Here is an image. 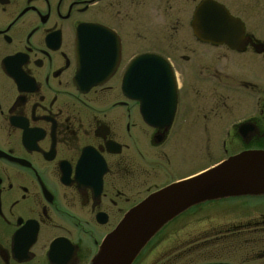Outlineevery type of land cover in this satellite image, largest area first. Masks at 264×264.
<instances>
[{
	"label": "flooded vegetation",
	"instance_id": "1",
	"mask_svg": "<svg viewBox=\"0 0 264 264\" xmlns=\"http://www.w3.org/2000/svg\"><path fill=\"white\" fill-rule=\"evenodd\" d=\"M206 1L244 25L235 48L201 38ZM82 29L95 85L79 82ZM203 139L243 150L194 171ZM249 151H264V42L225 1L0 0V264H92L150 196ZM255 198L182 213L154 238L174 241L152 264H192L194 251L202 264H264V213L195 231L212 220L203 205Z\"/></svg>",
	"mask_w": 264,
	"mask_h": 264
},
{
	"label": "water",
	"instance_id": "2",
	"mask_svg": "<svg viewBox=\"0 0 264 264\" xmlns=\"http://www.w3.org/2000/svg\"><path fill=\"white\" fill-rule=\"evenodd\" d=\"M208 10L229 23L205 30L201 38L209 43L235 48L236 36L244 35V25L222 5L206 1ZM203 3V4H204ZM196 22L199 23L198 12ZM86 32L79 33L78 47L82 64L79 82L95 85L100 81L99 55L86 49ZM81 87V86H80ZM95 86H86L90 89ZM264 195V151H249L229 158L220 165L182 183L150 196L133 209L103 242L92 264H134L143 250L172 220L192 207L207 202Z\"/></svg>",
	"mask_w": 264,
	"mask_h": 264
},
{
	"label": "rangeland",
	"instance_id": "3",
	"mask_svg": "<svg viewBox=\"0 0 264 264\" xmlns=\"http://www.w3.org/2000/svg\"><path fill=\"white\" fill-rule=\"evenodd\" d=\"M224 1L235 15L245 20L248 26V32L254 34L259 40L264 42V0H223V2ZM221 141L220 139H203L198 141L199 146L197 149L201 146V150L199 151L201 159L198 161L196 170L194 171L204 170L222 161L226 157L235 155L243 150L241 141L234 140L228 148V153H225L223 152ZM187 155H189V153ZM199 210L208 211L207 213L212 214V220L202 219L200 225L195 229L198 234L203 235L205 230L209 231L212 227L214 230L220 228L222 222L227 224L228 220H230L237 223L254 215L264 213V199L255 198L238 200L236 202L203 205ZM224 215H227L228 218L222 217ZM172 234L173 233H170V229H168L162 235L154 239L149 247L142 252L135 264H152L153 260L157 258L161 259L167 245L174 241ZM198 234L195 235V238L197 236L199 237ZM170 235H172V237L169 241ZM186 236L191 238L193 235ZM219 250L221 252V248H219ZM198 252L199 251L191 252V255L187 258V262L192 264L206 263L204 258L200 259ZM221 256L227 257L224 254H220L219 257L221 258ZM242 258V255L236 254V256H234V259H236L234 261L235 264H244L241 261H237Z\"/></svg>",
	"mask_w": 264,
	"mask_h": 264
},
{
	"label": "snow or ice",
	"instance_id": "4",
	"mask_svg": "<svg viewBox=\"0 0 264 264\" xmlns=\"http://www.w3.org/2000/svg\"><path fill=\"white\" fill-rule=\"evenodd\" d=\"M198 19L200 26L205 30H213V29L221 28L229 23L224 18L220 17L218 14H214L210 10H208L207 3H204L200 6V10L198 12ZM99 32H101L102 41L112 40V37L109 33H106L102 30H99ZM147 61L148 60L145 59V57H141L136 61L135 66H132V68L130 69L132 70L133 68L136 67V65H144L147 63ZM143 71H144L145 79L150 80L154 73V70L146 67Z\"/></svg>",
	"mask_w": 264,
	"mask_h": 264
}]
</instances>
